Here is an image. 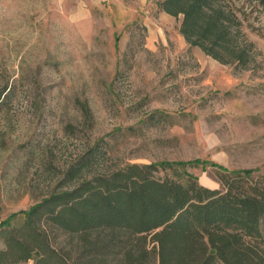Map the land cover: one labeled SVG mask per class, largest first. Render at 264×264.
I'll list each match as a JSON object with an SVG mask.
<instances>
[{"label":"rangeland","instance_id":"obj_1","mask_svg":"<svg viewBox=\"0 0 264 264\" xmlns=\"http://www.w3.org/2000/svg\"><path fill=\"white\" fill-rule=\"evenodd\" d=\"M159 1L0 0V79L15 87L0 113V221L97 143L91 174L200 159L186 169L209 188L224 173L211 162L264 175V13L244 22L256 48L242 68L192 46Z\"/></svg>","mask_w":264,"mask_h":264},{"label":"trees","instance_id":"obj_2","mask_svg":"<svg viewBox=\"0 0 264 264\" xmlns=\"http://www.w3.org/2000/svg\"><path fill=\"white\" fill-rule=\"evenodd\" d=\"M242 2L158 5L183 15L180 32L192 46L246 68L256 45L243 25L264 13V0ZM253 30L264 38V24ZM14 96L15 87L0 79V113L9 112ZM104 155L95 144L59 171L40 200L0 221V264H264V175L258 168L229 170L211 162L224 172L222 188L213 189L186 169L208 161L129 163L91 174ZM160 170L171 175L158 176Z\"/></svg>","mask_w":264,"mask_h":264}]
</instances>
